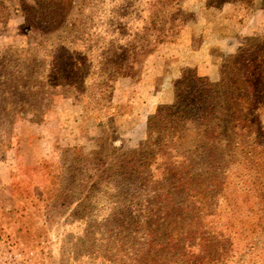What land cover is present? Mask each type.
Instances as JSON below:
<instances>
[{
	"label": "trees",
	"instance_id": "trees-1",
	"mask_svg": "<svg viewBox=\"0 0 264 264\" xmlns=\"http://www.w3.org/2000/svg\"><path fill=\"white\" fill-rule=\"evenodd\" d=\"M18 1L25 33L45 37L67 21L74 0H34L39 11L28 0ZM235 1L252 0H207V5ZM179 2L148 0L143 37L111 48L108 59L102 52L105 60L88 85L79 75L90 63L76 61L75 53L63 45H57L54 54L63 51L69 59L48 64L46 74L37 48L0 49V159L10 146L16 118L43 121L52 95L66 91L104 129L96 139L97 148L88 153L79 146L62 149L67 173L77 180L74 187L88 198L95 193L119 202V211L110 217L119 220L127 215L125 225H133L127 229L138 227L146 249L151 256L159 255L160 264H264V238L256 235L264 232V205L252 211L264 200V191L252 203L248 189L233 208L224 193L230 160L244 155L246 162L257 165L254 153L260 146L264 114V40L248 39L224 59L217 81L183 67L173 83L172 102L159 104L147 118L146 135L138 147L123 151L117 145L113 84L118 77L133 76L138 56L178 33L185 23ZM244 206L245 215L256 213L257 220L234 222Z\"/></svg>",
	"mask_w": 264,
	"mask_h": 264
},
{
	"label": "rangeland",
	"instance_id": "rangeland-1",
	"mask_svg": "<svg viewBox=\"0 0 264 264\" xmlns=\"http://www.w3.org/2000/svg\"><path fill=\"white\" fill-rule=\"evenodd\" d=\"M1 1L0 49L37 48L46 74L48 64L69 59L63 51L54 54L57 45H63L75 53L76 61L90 63L89 69L82 66L80 75L76 74L86 78L87 85L98 76L96 68L105 60L102 52H107L108 59L111 48L143 37L148 15V0H74L62 27L42 37L25 33L18 0ZM28 1L39 11L37 2ZM179 7L185 23L178 33L138 56L133 76L118 77L113 84L114 125L123 151L137 148L145 138L147 118L159 104L172 102L173 83L183 67L217 81L224 59L248 39L264 40L263 0L226 2L220 7L207 5V0H180ZM85 91L91 93L92 88ZM66 93L59 90L52 95L43 121L32 122L28 117L14 121L10 146L0 159V264H160L159 255L151 256L146 249L138 227L127 229L133 226L125 225L127 215L119 220L110 217L119 211V202L111 203L95 193L88 198L74 187L77 180L67 173L62 149L79 146L88 153L97 148L96 139L104 129ZM260 127V146L254 153L257 165L246 162L244 155L227 163L224 193L229 195L230 208L248 189L252 203L264 191V114ZM38 164L44 167L31 169ZM262 205L264 200L252 211ZM246 208L234 222L257 220L256 213L245 215ZM259 234L264 238V232Z\"/></svg>",
	"mask_w": 264,
	"mask_h": 264
},
{
	"label": "crops",
	"instance_id": "crops-1",
	"mask_svg": "<svg viewBox=\"0 0 264 264\" xmlns=\"http://www.w3.org/2000/svg\"><path fill=\"white\" fill-rule=\"evenodd\" d=\"M174 59H176V58H173V60H174ZM180 63H182V62H180ZM184 64L186 65V64H188V63H184Z\"/></svg>",
	"mask_w": 264,
	"mask_h": 264
}]
</instances>
